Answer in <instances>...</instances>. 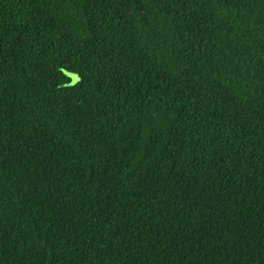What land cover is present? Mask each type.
I'll use <instances>...</instances> for the list:
<instances>
[{
  "label": "trees",
  "instance_id": "1",
  "mask_svg": "<svg viewBox=\"0 0 264 264\" xmlns=\"http://www.w3.org/2000/svg\"><path fill=\"white\" fill-rule=\"evenodd\" d=\"M0 264H264V0H0Z\"/></svg>",
  "mask_w": 264,
  "mask_h": 264
},
{
  "label": "rangeland",
  "instance_id": "2",
  "mask_svg": "<svg viewBox=\"0 0 264 264\" xmlns=\"http://www.w3.org/2000/svg\"><path fill=\"white\" fill-rule=\"evenodd\" d=\"M70 76L72 77L73 80L77 79V75L76 74H70Z\"/></svg>",
  "mask_w": 264,
  "mask_h": 264
},
{
  "label": "snow or ice",
  "instance_id": "3",
  "mask_svg": "<svg viewBox=\"0 0 264 264\" xmlns=\"http://www.w3.org/2000/svg\"><path fill=\"white\" fill-rule=\"evenodd\" d=\"M77 79H78V77H77Z\"/></svg>",
  "mask_w": 264,
  "mask_h": 264
},
{
  "label": "water",
  "instance_id": "4",
  "mask_svg": "<svg viewBox=\"0 0 264 264\" xmlns=\"http://www.w3.org/2000/svg\"><path fill=\"white\" fill-rule=\"evenodd\" d=\"M71 74V73H70Z\"/></svg>",
  "mask_w": 264,
  "mask_h": 264
}]
</instances>
